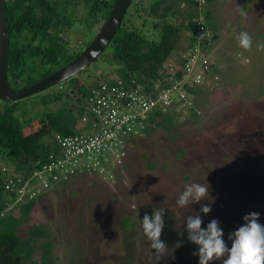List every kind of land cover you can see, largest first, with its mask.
<instances>
[{"label":"rangeland","instance_id":"rangeland-1","mask_svg":"<svg viewBox=\"0 0 264 264\" xmlns=\"http://www.w3.org/2000/svg\"><path fill=\"white\" fill-rule=\"evenodd\" d=\"M207 8L220 80L198 96L204 124L197 128L177 120L169 132L157 128L138 139L113 181L85 176L38 199L25 222L48 234L37 241L34 255L39 264L43 250L39 243L46 241L54 255L49 253L47 259L56 257L54 264H199V256L193 255L199 246L188 240L186 217L200 213L202 205L210 204L211 212L200 213L201 227L217 219L229 249V234L245 223V215L258 212V222L264 225V50L257 48L264 43V0H213ZM240 32L252 37L250 52L239 46ZM68 39L69 45L81 41L76 30ZM179 50L178 44L168 61H174ZM85 73L78 75L85 78ZM61 91L57 83L44 91V97L37 93L19 99L16 111L35 118L49 111L62 122L78 118L80 123L75 103L65 95L55 100ZM3 104L0 100V107ZM81 109L84 114V105ZM191 146H197L195 152L188 149ZM206 182L214 201L202 200L184 208L177 205L187 185ZM133 203L137 211L131 209ZM158 209H164L161 240L170 249L160 261L141 222L145 214L151 216ZM27 231L22 226L21 236ZM178 242L181 246L175 247ZM44 254L46 258L48 252Z\"/></svg>","mask_w":264,"mask_h":264},{"label":"trees","instance_id":"trees-1","mask_svg":"<svg viewBox=\"0 0 264 264\" xmlns=\"http://www.w3.org/2000/svg\"><path fill=\"white\" fill-rule=\"evenodd\" d=\"M71 1L5 0L9 36L15 35V42L9 43L6 66L8 78L15 85L12 87H26L76 58L89 44L94 35V28L107 17L115 2L85 0L86 14L83 19L78 18V22L72 16V11H67ZM143 1L133 0L127 8L108 46L98 56L99 67L97 57L92 63L94 68L90 69L91 64L84 69L85 78L78 75L84 71L81 70L59 83L62 91L54 95L55 100L65 95L68 102L75 103L78 107L76 117L81 115L80 123L78 118L62 122L60 116L49 111L36 116L37 118L25 117L24 113L19 114L16 111L18 100L7 102L0 107V264H39L34 255L37 241L48 235L37 225L25 222L37 200L46 199L48 192L42 193L34 200L17 203L16 195L4 187L8 177L14 175L7 167H12L14 171L26 172L33 161L61 154L59 138L92 133L96 116L87 99L99 81L130 89L135 88V85L131 84L134 79L136 84H140V91L145 96L146 93H151L154 98L160 91L170 89L169 105L159 101L147 111L135 112L133 129L124 138L126 156L138 139L147 138L157 128L169 132L175 127L177 120L190 122L197 128L204 124V120L199 116L198 96L203 89L220 80L217 62L212 55L215 50L212 46L213 35L210 32L212 27L206 21V17L211 16L207 7L213 0H147V4ZM75 30L80 34L81 43L77 40L69 45L68 36ZM182 32L184 36L180 38ZM204 33L203 38H200ZM27 34L32 37L29 45L23 47L19 45V39L26 38ZM34 38L40 39L36 47L32 44ZM178 44L180 50L177 58L168 61L169 55ZM34 55L41 61L40 70L32 64ZM103 66L105 70L101 69ZM22 76L26 78H21ZM198 76L199 80L196 81ZM67 81L68 83H65ZM44 91L40 92L42 97L47 95ZM181 92L190 103L182 104L184 99L179 95ZM115 97L111 96L114 103H126L124 98ZM45 99L46 97L43 98L44 102ZM81 105H84V114H81ZM163 107H166V111L162 110ZM138 122H141L143 128ZM45 136H48V139H44ZM196 147L191 146L188 149L195 152ZM186 149H183L185 151L181 152V156L185 155ZM3 167L7 171L3 172ZM123 168L122 165L119 170ZM119 170L110 181L117 178ZM84 177L77 175L71 181ZM61 184L63 187L66 183ZM22 226L28 229L24 237L20 233ZM39 246L43 249L40 263L54 264L56 257L47 259L51 253L50 242H40ZM44 251L48 252L46 258ZM51 255L54 256L52 253Z\"/></svg>","mask_w":264,"mask_h":264},{"label":"built area","instance_id":"built-area-1","mask_svg":"<svg viewBox=\"0 0 264 264\" xmlns=\"http://www.w3.org/2000/svg\"><path fill=\"white\" fill-rule=\"evenodd\" d=\"M195 80L198 81L199 76ZM131 84L135 88L123 89L102 81L97 83L96 89L87 99L96 116L92 133L59 138L61 154L56 157L50 155L45 160H35L27 172L10 175L4 187L16 195L17 203L34 200L62 182H70L77 175L112 180L126 157L124 138L133 129L135 112L147 111L159 101L164 105L171 103L170 89L160 91L154 98L151 93H146L145 96L140 91V84H136L134 79ZM179 95L184 99L182 104L190 103L183 92ZM111 96L124 98L126 103L118 105ZM162 110L166 111V107ZM138 124L143 128L141 122ZM2 171L7 169L3 167Z\"/></svg>","mask_w":264,"mask_h":264},{"label":"clouds","instance_id":"clouds-1","mask_svg":"<svg viewBox=\"0 0 264 264\" xmlns=\"http://www.w3.org/2000/svg\"><path fill=\"white\" fill-rule=\"evenodd\" d=\"M240 14L242 16L246 15L242 10ZM204 35L205 33L200 38H203ZM237 40L242 49L249 52L252 50L253 41L248 32H240ZM257 48L258 50H264V43L258 44ZM7 169L9 172L13 171L12 167H7ZM14 172L12 173L14 174ZM22 172L20 171V173ZM61 186L62 184H59L54 189H59ZM209 188L210 184L207 182L189 184L179 195L176 203L180 208H184L198 204L202 200L212 202L215 198L210 195ZM49 191L47 192L49 193ZM131 209L137 211L135 203L131 205ZM210 212V204L201 206L200 213L207 215ZM200 213H194L186 217L188 240L199 246L198 252L193 253V255L199 256V264H211L213 261H222V264H264V225L258 222L260 216L258 212L245 215L243 217L245 223L229 234L228 238L232 241L231 249L227 247L223 239L224 233L220 227V222L213 219L206 228H202L203 220ZM163 217L164 209H158L151 216L145 214L141 221L144 235L150 242V248L155 250L157 261L163 259L170 250L167 244L161 240L162 230L165 226ZM180 246V242L175 245V247ZM225 256H227L226 259Z\"/></svg>","mask_w":264,"mask_h":264},{"label":"water","instance_id":"water-1","mask_svg":"<svg viewBox=\"0 0 264 264\" xmlns=\"http://www.w3.org/2000/svg\"><path fill=\"white\" fill-rule=\"evenodd\" d=\"M130 1L115 0L109 14L102 20L89 44L72 61L26 87L14 88L6 82L8 28L4 1L0 0V100L7 103L40 93L91 65L108 46Z\"/></svg>","mask_w":264,"mask_h":264},{"label":"flooded vegetation","instance_id":"flooded-vegetation-1","mask_svg":"<svg viewBox=\"0 0 264 264\" xmlns=\"http://www.w3.org/2000/svg\"><path fill=\"white\" fill-rule=\"evenodd\" d=\"M4 1V3H5V0H3ZM132 2H133V0H131L130 1V3L128 4V6H127V8L128 7H130V5L132 4ZM4 6H5V4H4ZM127 8H126V10H127ZM80 9H82V12L80 11ZM126 10H125V12H126ZM67 11L68 12H71L72 11V16L74 17V19L77 21L78 20V22H79V19H83V17H84V15L86 14V4H85V0H72L71 1V5H69L68 6V8H67ZM125 12H124V14H125ZM5 15H6V13H5ZM124 16V15H123ZM56 17V16H55ZM54 17V18H55ZM6 18H7V16H6ZM79 18V19H78ZM7 28H8V21H7ZM10 34H9V28H8V48H7V62H6V66H7V63H8V51H9V43L10 42H15V35H12V36H9ZM25 37L26 38H21V40L19 39V41H20V43H19V45H21V46H23V47H25V46H28L29 44V41L31 40V35L30 34H27V35H25ZM39 40L40 39H38V38H34L33 40H32V44L34 45V47H36V46H38V43H39ZM18 41V42H19ZM31 57V56H30ZM33 57H35V59L33 60V62H32V64H33V66L36 68V69H39V68H41V61H40V59L37 57L36 58V56L34 55ZM6 70V69H5ZM40 70V69H39ZM6 82H7V84H9L11 87L12 86H15L11 81H10V79L8 78V74H7V72H6ZM4 104H5V102H4Z\"/></svg>","mask_w":264,"mask_h":264},{"label":"crops","instance_id":"crops-1","mask_svg":"<svg viewBox=\"0 0 264 264\" xmlns=\"http://www.w3.org/2000/svg\"><path fill=\"white\" fill-rule=\"evenodd\" d=\"M62 187V186H61Z\"/></svg>","mask_w":264,"mask_h":264}]
</instances>
